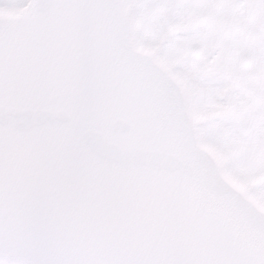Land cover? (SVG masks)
Returning <instances> with one entry per match:
<instances>
[{
    "label": "water",
    "instance_id": "obj_1",
    "mask_svg": "<svg viewBox=\"0 0 264 264\" xmlns=\"http://www.w3.org/2000/svg\"><path fill=\"white\" fill-rule=\"evenodd\" d=\"M0 18V262L264 264L181 76L126 0Z\"/></svg>",
    "mask_w": 264,
    "mask_h": 264
},
{
    "label": "flooded vegetation",
    "instance_id": "obj_2",
    "mask_svg": "<svg viewBox=\"0 0 264 264\" xmlns=\"http://www.w3.org/2000/svg\"><path fill=\"white\" fill-rule=\"evenodd\" d=\"M31 0H0L21 12ZM144 41L191 80L204 136L264 196V0H129Z\"/></svg>",
    "mask_w": 264,
    "mask_h": 264
}]
</instances>
